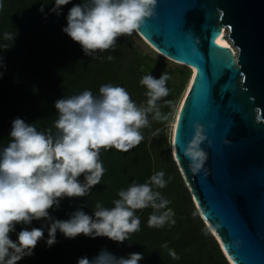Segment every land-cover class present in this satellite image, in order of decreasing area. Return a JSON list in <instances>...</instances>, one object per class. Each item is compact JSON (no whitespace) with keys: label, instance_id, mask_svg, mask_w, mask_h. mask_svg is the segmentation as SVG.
<instances>
[{"label":"clouds","instance_id":"clouds-1","mask_svg":"<svg viewBox=\"0 0 264 264\" xmlns=\"http://www.w3.org/2000/svg\"><path fill=\"white\" fill-rule=\"evenodd\" d=\"M69 3L71 0H55L52 12L60 15L62 7ZM3 7L0 0V10ZM156 7L157 0H81L70 8L67 26L62 31L81 46L86 56L95 59L97 53L115 51L119 37L138 32L155 15ZM40 11H44L43 6ZM15 38L4 33L5 40ZM107 59L111 61L114 57L109 54ZM3 67L0 58V68ZM170 79L167 72L159 79L144 75L140 84L146 89L147 99L141 104L133 101L124 87L112 84L102 85L99 95L84 90L58 99L54 104L58 113L55 132L52 128L38 130L35 123H26L21 118L12 121L9 142L0 149V264H18L33 255L44 238L43 226L23 228L16 241L10 238L17 225H31L33 221L46 222L49 247L57 242L58 231L66 239L84 235L123 243L141 230L137 211L149 208L150 228L175 225L171 201L159 191L172 180L171 176L165 179L164 171L155 172L144 183L133 182L120 190L118 199L111 202L112 207L97 202L91 216L78 209L68 220L61 221L49 212L58 209L64 198L89 196L90 190L100 184L105 173L100 159L102 150L128 153L144 141L142 130L150 128L152 121L170 122L175 110L174 102L165 99L170 94L167 86ZM165 106L170 109L168 112L162 111ZM193 127L194 136L183 155L189 161L190 171L198 174L208 159L201 147L207 137L201 124ZM80 176L84 177L83 183L78 179ZM169 255L179 259L171 249ZM142 259L141 253L118 258L101 250L91 261L83 257L78 264H139Z\"/></svg>","mask_w":264,"mask_h":264},{"label":"trees","instance_id":"trees-1","mask_svg":"<svg viewBox=\"0 0 264 264\" xmlns=\"http://www.w3.org/2000/svg\"><path fill=\"white\" fill-rule=\"evenodd\" d=\"M0 10V58L4 67L0 68V149L9 142L12 121L23 119L35 123L38 130L52 128L58 99L91 90L99 95V88L105 84L124 87L137 104L145 103L146 89L140 84L144 75L150 74L159 79L167 72L170 94L166 100L175 106L181 95L189 70L174 68L170 70L167 62L144 53L138 48L135 33L117 39L115 51L97 53L96 58L86 56L79 44L72 41L62 29L67 26V14L73 5L81 0H71L60 10V15L52 12L55 0H2ZM43 6L44 11L40 8ZM16 36L5 40L4 33ZM6 46V47H5ZM111 54L114 59L109 61ZM170 109L165 106L162 111ZM151 119V118H150ZM168 122L152 121L151 127L143 129L144 141L128 153L115 149L101 151L100 159L105 173L100 184L90 190V195L80 198H64L59 208L50 209V215L57 220L66 221L70 214L79 210L93 215L95 204L101 202L112 207L118 199L117 193L135 183L146 182L158 171L165 172V179L172 177L170 183L159 189L171 201L169 207L175 212L174 226L150 228L148 218L152 210H138L141 230L134 233L128 241L117 243L106 237L95 239L79 235L66 239L59 231L56 243L49 247L46 222L33 221L31 225H17L10 234L13 241L23 229L44 227V238L38 242L33 255L25 257L18 264H78L80 258L90 261L101 250L127 257L132 253L143 254L140 264H228L214 237L200 219L190 194L175 165L169 146L164 137ZM156 133V135H153ZM81 183L84 177L78 178ZM167 244L168 248L162 245ZM175 251L179 259L169 255Z\"/></svg>","mask_w":264,"mask_h":264},{"label":"water","instance_id":"water-1","mask_svg":"<svg viewBox=\"0 0 264 264\" xmlns=\"http://www.w3.org/2000/svg\"><path fill=\"white\" fill-rule=\"evenodd\" d=\"M136 33L191 72L171 152L200 219L228 264H264V0H157ZM196 123L208 154L198 174L183 155Z\"/></svg>","mask_w":264,"mask_h":264},{"label":"rangeland","instance_id":"rangeland-1","mask_svg":"<svg viewBox=\"0 0 264 264\" xmlns=\"http://www.w3.org/2000/svg\"><path fill=\"white\" fill-rule=\"evenodd\" d=\"M135 34H136V35H135V40H136V43H137V46H138L139 49H141L144 53H149V52H153V51H154L152 48H150V47H149V46L143 41V39H141V38L139 37V35H138L137 33H135ZM153 56L156 57V58H158V59H160V58L162 57V56H160L158 53H156L155 51H154V53H153ZM162 58H163V57H162ZM163 60H165V61L167 62L168 68H169L170 70H173V69L176 68V67H178V68H182V69H184V70H186V71L189 70L187 67H185V66H183V65L175 64V63H173V62H171V61H169V60H167V59H165V58H163ZM190 74H191V72H190V70H189V76H190ZM188 80H189V77H188V79L185 81L184 89H183L181 95L179 96V100H178V102H177V104H176V106H175L174 113H173L172 117L170 118V122H168L167 125H166L165 128H164V137H165V139H166V143H167V145L169 146L170 152H171V137H172V132H173V129H172V128H173V124H172V122L174 121V117H175L176 110H177V108H178V105H179V102H180V100H181V98H182V95H183V93H184V91H185V89H186V86H187ZM171 156H172V159H173L172 152H171ZM173 161H174V160H173ZM174 163H175V162H174ZM175 165H176V163H175ZM139 264H140V263H139Z\"/></svg>","mask_w":264,"mask_h":264},{"label":"bare ground","instance_id":"bare-ground-1","mask_svg":"<svg viewBox=\"0 0 264 264\" xmlns=\"http://www.w3.org/2000/svg\"><path fill=\"white\" fill-rule=\"evenodd\" d=\"M216 41H217L220 45H223V46H224V45L229 46V44H230V41L226 38V31H225V30L222 31L221 36H219V37L216 39ZM192 74H193V72H192ZM190 76H191V74H190ZM190 80H191V77L189 78V81H188V83H187L186 89H185V91H184V93H183V95H182V98H181L180 102H179L178 108H179V106H180V104H181V101H182V99H183V97H184V95H185V93H186V91H187V89H188V86H189ZM178 108H177L176 113H175L174 121L172 122V124H173V128H172V129H173V130H174V126H175V119H176V114H177ZM172 133H173V132H172Z\"/></svg>","mask_w":264,"mask_h":264},{"label":"snow or ice","instance_id":"snow-or-ice-1","mask_svg":"<svg viewBox=\"0 0 264 264\" xmlns=\"http://www.w3.org/2000/svg\"><path fill=\"white\" fill-rule=\"evenodd\" d=\"M225 48H227L228 46L227 45H224Z\"/></svg>","mask_w":264,"mask_h":264}]
</instances>
